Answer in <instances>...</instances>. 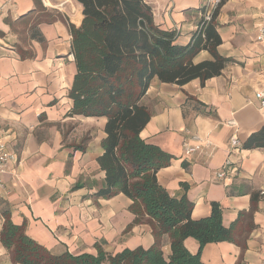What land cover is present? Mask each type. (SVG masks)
<instances>
[{
    "label": "crops",
    "instance_id": "obj_1",
    "mask_svg": "<svg viewBox=\"0 0 264 264\" xmlns=\"http://www.w3.org/2000/svg\"><path fill=\"white\" fill-rule=\"evenodd\" d=\"M146 2L154 22L175 30V42L186 45L206 0ZM263 10L264 0H222L214 19L217 52L227 59L221 73L183 85L154 77L142 98L151 116L140 137L171 155L157 182L170 196L187 197L193 219L210 215L214 202L224 226L238 221L234 241L200 249L194 237L184 240L206 264H264V146H245L264 126L255 98L264 91V47L255 38ZM82 19L76 0H0V136L14 155L1 176L0 232L6 220L20 225L54 255L147 249L155 242L152 228L136 220L132 200L122 192L96 194L105 184L98 159L106 118L72 113L76 67L69 24L78 27ZM205 60H213L206 49L192 58ZM194 136L212 151L185 157L182 143ZM232 137L239 147H232ZM226 160V176L217 179ZM161 249L170 254L167 234ZM0 264H21L1 239Z\"/></svg>",
    "mask_w": 264,
    "mask_h": 264
},
{
    "label": "trees",
    "instance_id": "obj_2",
    "mask_svg": "<svg viewBox=\"0 0 264 264\" xmlns=\"http://www.w3.org/2000/svg\"><path fill=\"white\" fill-rule=\"evenodd\" d=\"M76 1L82 6L83 19L78 27L69 24L76 67L69 89L72 113L106 118L104 152L98 159L105 184L96 194L127 195L136 220L151 226L155 242L147 249L125 248L116 253L54 255L28 237L22 226L6 220L0 232L2 244L12 260L21 264H206L200 251L187 250L184 240L194 237L200 249L208 242L234 241L238 221L224 226L214 202L210 215L193 219L187 197L170 196L156 180L157 170L170 163L171 155L143 140L140 131L151 116L142 98L152 78L183 85L193 79L203 83L221 73L227 59L217 52L216 11L212 20L196 28L189 43L181 45L175 42V30L154 22L146 0ZM32 36L41 39L39 33ZM202 49L213 60L193 63ZM256 145L264 146V126L245 142V146ZM166 234L171 249L167 256L161 249Z\"/></svg>",
    "mask_w": 264,
    "mask_h": 264
},
{
    "label": "built area",
    "instance_id": "obj_3",
    "mask_svg": "<svg viewBox=\"0 0 264 264\" xmlns=\"http://www.w3.org/2000/svg\"><path fill=\"white\" fill-rule=\"evenodd\" d=\"M221 0H206L205 4L203 5L201 14L202 20L200 21L199 25H197L198 28L203 27L206 23H208L210 20H212L214 12L217 10ZM256 41L264 47V10L262 12L261 22L258 26L257 33H256ZM255 98L258 100V107L260 109L264 108V91L258 90L255 92ZM230 124L233 123V121L229 122ZM231 145L232 147H239L240 142L236 137L231 138ZM211 144L208 143H202L201 139L197 136L184 139L182 143V149L184 152L185 157H190L191 155L195 153H199L202 151H206V153H209L212 151ZM14 160V155L5 149V144L0 136V182H1V176L6 172L8 169L9 164ZM231 161L226 160L225 165L217 171L216 177L217 179L223 180L226 176V169L230 166ZM1 185V184H0Z\"/></svg>",
    "mask_w": 264,
    "mask_h": 264
},
{
    "label": "rangeland",
    "instance_id": "obj_4",
    "mask_svg": "<svg viewBox=\"0 0 264 264\" xmlns=\"http://www.w3.org/2000/svg\"><path fill=\"white\" fill-rule=\"evenodd\" d=\"M203 13V11H201V14ZM202 20V16H200V19H199V21H201ZM197 28V27H196ZM22 39H23V36H22Z\"/></svg>",
    "mask_w": 264,
    "mask_h": 264
}]
</instances>
